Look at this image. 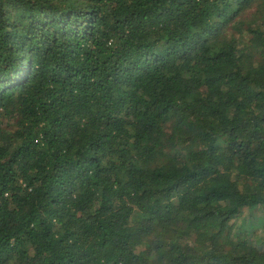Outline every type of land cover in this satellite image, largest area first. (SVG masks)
I'll use <instances>...</instances> for the list:
<instances>
[{
  "label": "trees",
  "instance_id": "trees-1",
  "mask_svg": "<svg viewBox=\"0 0 264 264\" xmlns=\"http://www.w3.org/2000/svg\"><path fill=\"white\" fill-rule=\"evenodd\" d=\"M264 0H0V264H264Z\"/></svg>",
  "mask_w": 264,
  "mask_h": 264
},
{
  "label": "rangeland",
  "instance_id": "rangeland-1",
  "mask_svg": "<svg viewBox=\"0 0 264 264\" xmlns=\"http://www.w3.org/2000/svg\"><path fill=\"white\" fill-rule=\"evenodd\" d=\"M262 215L264 214V211H261V210H256V211H252V212H249L247 213L246 215H244L239 221H238V225L241 226L242 229H247V228H250L251 227V224H250V219L253 220V218H255V215ZM261 218L259 217L258 220H257V224L255 227L256 228V232L261 235L263 234V230L264 228L260 225V222H261Z\"/></svg>",
  "mask_w": 264,
  "mask_h": 264
}]
</instances>
